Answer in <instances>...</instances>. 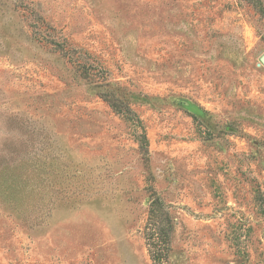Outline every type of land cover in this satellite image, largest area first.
Returning a JSON list of instances; mask_svg holds the SVG:
<instances>
[{
	"label": "rangeland",
	"instance_id": "rangeland-1",
	"mask_svg": "<svg viewBox=\"0 0 264 264\" xmlns=\"http://www.w3.org/2000/svg\"><path fill=\"white\" fill-rule=\"evenodd\" d=\"M263 54L245 0H0V264H155L151 189L166 264H264Z\"/></svg>",
	"mask_w": 264,
	"mask_h": 264
},
{
	"label": "trees",
	"instance_id": "trees-1",
	"mask_svg": "<svg viewBox=\"0 0 264 264\" xmlns=\"http://www.w3.org/2000/svg\"><path fill=\"white\" fill-rule=\"evenodd\" d=\"M245 1L252 4L261 14H264V0ZM112 106H117L115 101L112 102ZM140 147L143 155L146 156L148 151L146 145L141 142ZM148 212L149 224L144 230V235L150 258L155 264H166L172 221L163 201L152 189L149 194Z\"/></svg>",
	"mask_w": 264,
	"mask_h": 264
},
{
	"label": "water",
	"instance_id": "water-1",
	"mask_svg": "<svg viewBox=\"0 0 264 264\" xmlns=\"http://www.w3.org/2000/svg\"><path fill=\"white\" fill-rule=\"evenodd\" d=\"M261 62H264V54L260 57Z\"/></svg>",
	"mask_w": 264,
	"mask_h": 264
}]
</instances>
